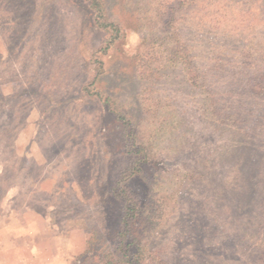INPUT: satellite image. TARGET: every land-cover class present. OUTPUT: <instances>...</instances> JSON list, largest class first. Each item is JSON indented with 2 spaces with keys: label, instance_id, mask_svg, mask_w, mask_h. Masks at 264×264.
<instances>
[{
  "label": "rangeland",
  "instance_id": "rangeland-1",
  "mask_svg": "<svg viewBox=\"0 0 264 264\" xmlns=\"http://www.w3.org/2000/svg\"><path fill=\"white\" fill-rule=\"evenodd\" d=\"M89 4L0 0V264H126L125 197L132 264H264V0Z\"/></svg>",
  "mask_w": 264,
  "mask_h": 264
},
{
  "label": "trees",
  "instance_id": "trees-1",
  "mask_svg": "<svg viewBox=\"0 0 264 264\" xmlns=\"http://www.w3.org/2000/svg\"><path fill=\"white\" fill-rule=\"evenodd\" d=\"M90 1V6L91 8L94 9V11L96 12V17H97V25L103 29H107L109 28L112 36H113V40L116 39L118 37V34H120V26L118 25V23H115L114 21H109L107 20V17L105 15V10L101 4L102 0H89ZM115 112V110H114ZM118 113V112H117ZM119 115H122L121 113H118ZM124 135L127 138V140H130L129 144L131 147H134V142L135 141V130L132 128L129 129H125L124 130ZM132 140V141H131ZM139 151H141V149H139L138 147L135 148L134 153H138ZM141 159H138V161H140ZM137 161V162H138ZM126 191V190H125ZM124 191V193H125ZM123 193V189L120 188L119 191H115L114 195L115 197L121 195ZM124 204H123V216L120 220V225H119V232H117L116 237H119V241L116 242L115 244V248H114V252H119L121 253V255L119 254V256L117 257L118 260L124 261V263L126 264H132V261L129 259L128 257V252H125L128 250V248L130 247V245L134 244L133 242L137 241V238H132V241H129L130 238L129 236L127 237V232H130L129 230V226L130 223H133V219L134 218H139V210H136L135 207V202H133L132 199H128V197H125L123 200ZM138 209V208H137ZM129 242V243H128ZM122 251V252H120ZM104 264H112V260H107Z\"/></svg>",
  "mask_w": 264,
  "mask_h": 264
}]
</instances>
